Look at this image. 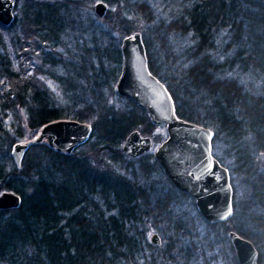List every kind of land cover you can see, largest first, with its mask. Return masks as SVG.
Instances as JSON below:
<instances>
[{
    "label": "trees",
    "instance_id": "trees-1",
    "mask_svg": "<svg viewBox=\"0 0 264 264\" xmlns=\"http://www.w3.org/2000/svg\"><path fill=\"white\" fill-rule=\"evenodd\" d=\"M99 1L106 5L101 17L82 16L77 0H15L12 21L0 24V191L20 197L17 207L0 209V264H237L228 231L249 240L256 264H264V0H180L169 21L154 24L145 0ZM68 19L87 23L84 51L106 79L94 75L86 102L81 97L60 107L40 76L59 80ZM140 19L152 22L149 34L159 51L163 33L190 43L182 56H164L157 66L150 38L145 42L148 34L140 32L147 68L167 89L176 116L210 128L211 148L222 146L214 158L221 165L231 159L226 220L203 221L150 152L130 158L119 151L129 131L151 137L157 127L131 99L115 95L123 103L103 104L104 95L114 94L120 40L139 30ZM36 55L40 64L32 62ZM61 118L88 123L89 139L68 153L40 141L16 167L10 146ZM154 171L163 184L151 179ZM194 219L206 229L197 231ZM150 226L161 235V250L146 239Z\"/></svg>",
    "mask_w": 264,
    "mask_h": 264
},
{
    "label": "water",
    "instance_id": "water-1",
    "mask_svg": "<svg viewBox=\"0 0 264 264\" xmlns=\"http://www.w3.org/2000/svg\"><path fill=\"white\" fill-rule=\"evenodd\" d=\"M14 0H0V24L13 19ZM106 5L97 1L93 12L101 17ZM120 69L112 86L115 95L131 99L142 108L153 125L164 126V138L153 148L152 157L165 178L178 191L193 200L196 212L208 224L226 220L231 215V186L226 167L212 155L210 128L179 118L174 112L172 98L165 86L149 72L139 31L123 36L119 43ZM91 127L86 122L61 118L43 124L36 134L14 142L9 153L19 167L30 145L44 141L58 152H70L85 143ZM152 139L138 130H131L119 146L127 157L135 158L152 148ZM20 197L12 191H0V209L17 207ZM228 239L237 264H256L257 253L252 243L233 231ZM153 244L159 242L156 233L149 236Z\"/></svg>",
    "mask_w": 264,
    "mask_h": 264
},
{
    "label": "rangeland",
    "instance_id": "rangeland-1",
    "mask_svg": "<svg viewBox=\"0 0 264 264\" xmlns=\"http://www.w3.org/2000/svg\"><path fill=\"white\" fill-rule=\"evenodd\" d=\"M15 1V0H14ZM13 1V5L14 2ZM80 1L81 5L79 7V10L82 14V16L90 15V12H93V4L99 0H77V2ZM149 4L150 8L153 12V23L161 22L166 23L169 21V19L174 16L177 13V10L179 8L178 1L180 0H145ZM12 5V13L14 14ZM135 21V20H134ZM64 23L65 27L62 29V33L64 35H67L66 39L67 42V49H61V56L60 60L58 61V64L56 66V75L59 77V80H54L53 77L49 76H40V80L44 83V85L49 89V96L51 101L57 105V106H68L75 102L77 104L78 100H80L81 97H85L84 100H81L83 102H86L90 98V87H92L95 76L97 77L98 81H103L104 75L101 71H96L97 68L92 65V61L90 60V52L84 51V47L90 46V34H89V27L86 22L82 23H73L74 21H70L69 19L65 21ZM148 23H144L141 19L136 21L135 24L139 28V32L143 31L146 32L145 35L147 38L145 39V42H147V39L150 40V44L148 45V51L150 52L151 60L158 66L161 65L162 58L165 56L167 59H170L174 56H182L184 53L185 48L189 46L188 40H186L185 36H176L172 33H163V45L164 50L159 51L156 49V46L154 47V41L152 39V32L149 34V29L152 26ZM137 31V30H134ZM114 37L117 39L116 34H113ZM222 34L220 33V38ZM1 37L4 40L5 36L1 33ZM5 41V40H4ZM221 45V39L215 40V47L220 48ZM34 64H40L39 58L36 56L33 57ZM91 63V64H90ZM106 79V78H104ZM58 81V82H57ZM115 82V81H114ZM114 82L111 86H113ZM123 99L118 98L115 96V94H106L103 96V104L109 105V106H119ZM102 101V100H101ZM82 103V102H80ZM24 111L22 109H19L16 114L23 116ZM97 116V114L94 112L92 113V117ZM11 119V115H8ZM158 134L161 136L159 141L152 142V148L149 151L152 155L153 148L164 138L165 131L164 126L162 124L157 125L156 128L153 129V134ZM151 135V137H152ZM150 137V138H151ZM212 155H222V146H219V148H214L212 145L211 148ZM231 159H224L223 166L226 167L229 174V165ZM233 175V174H232ZM231 175V176H232ZM151 179L155 180L156 182L160 179L159 172L154 171V173L151 176ZM230 179V174H229ZM161 180V179H160ZM152 182L151 180H149ZM230 182V180H229ZM157 184H163V182H157ZM166 184V183H165ZM187 202V201H186ZM185 203V202H184ZM189 203V202H187ZM185 203L184 207L186 208L188 215L191 216V210L190 207H188V204ZM183 207V208H184ZM194 221L197 223L195 224V229L197 231L199 230H205L206 226L202 222H198L194 219ZM152 233H156L159 242L157 244H152L156 246V250H161L163 246V241L160 239L161 235L156 230L155 227H149L146 232V239H149V236Z\"/></svg>",
    "mask_w": 264,
    "mask_h": 264
}]
</instances>
